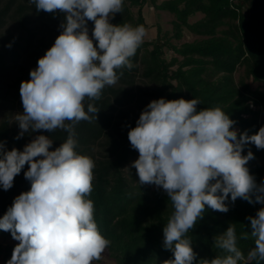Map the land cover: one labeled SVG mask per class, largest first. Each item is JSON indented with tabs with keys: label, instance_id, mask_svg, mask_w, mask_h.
Returning <instances> with one entry per match:
<instances>
[{
	"label": "clouds",
	"instance_id": "obj_1",
	"mask_svg": "<svg viewBox=\"0 0 264 264\" xmlns=\"http://www.w3.org/2000/svg\"><path fill=\"white\" fill-rule=\"evenodd\" d=\"M37 12L64 17L53 45L20 84L22 113H16L15 139L41 130H62L66 140L52 149L53 139L36 135L23 150H7L0 141V188L7 191L27 165L30 189L13 200L0 217V230L18 241L7 264H93L110 246L94 218L95 161L76 151V126L97 120L105 87L114 86L131 70L143 44V25L113 24L124 0H29ZM94 27L89 35L88 22ZM95 41V44H94ZM11 47V44L7 45ZM87 110H85V102ZM199 99L152 100L142 110L128 140L138 158L130 164L138 183L162 189L173 212L163 227V247L174 259L163 264H194L197 253L190 230L206 209L227 213L229 197L264 205V181L259 185L248 167L254 159L244 146L264 149V126L249 135L238 133L236 121L216 106L198 110ZM253 197L255 200L253 201ZM255 247L245 257L237 246L234 224L214 236V246L226 253L199 264H256L264 262V207L248 217ZM240 239H249V233Z\"/></svg>",
	"mask_w": 264,
	"mask_h": 264
},
{
	"label": "trees",
	"instance_id": "obj_2",
	"mask_svg": "<svg viewBox=\"0 0 264 264\" xmlns=\"http://www.w3.org/2000/svg\"><path fill=\"white\" fill-rule=\"evenodd\" d=\"M148 9L156 18L153 24L145 18ZM161 11L174 16L171 32L162 29ZM198 13L203 17L191 22ZM63 19L59 14L37 12L29 0H0V141L6 142L7 150L22 151L40 134L53 139L50 150H55L67 138L58 129L25 133L17 140L19 127L14 122L16 113L23 112L20 84L30 79L38 59L53 45ZM110 22L143 25L146 33L154 26L156 36L146 34L130 58L135 66L120 70L119 81L106 86L101 99L93 102L100 109L97 120L76 126V151L96 164L89 198L94 202L99 231L111 242L106 249L109 256L116 264H163L174 259L163 247V227L174 209L162 189L138 183L136 170L129 166L139 153L131 148L128 131L154 99L195 98L201 102L198 110L221 107L236 121L233 128L238 133L258 132L264 126V0H124L122 13ZM93 27L89 21V35ZM185 30L198 38L175 42ZM254 83L260 85L254 88ZM249 150L254 159L246 166L259 185L264 181V149L247 144L242 154ZM27 167L14 178L11 189L0 188V217L16 196L30 189L24 177ZM227 203V213L206 209L203 219L187 234L197 253L194 264L226 255L214 246L213 238L229 224L235 226L237 246L245 257L255 247L248 217H255L264 205L240 198L232 203L230 197ZM244 232L249 239H240ZM0 235L13 239L7 231L0 230ZM17 243L0 242V262L7 264Z\"/></svg>",
	"mask_w": 264,
	"mask_h": 264
},
{
	"label": "rangeland",
	"instance_id": "obj_3",
	"mask_svg": "<svg viewBox=\"0 0 264 264\" xmlns=\"http://www.w3.org/2000/svg\"><path fill=\"white\" fill-rule=\"evenodd\" d=\"M144 15H145V18H146V20H147V22L149 24H153L155 22L156 18H155L154 13H153V11L151 9L145 10L144 11ZM201 17H203V14L198 13L195 16L191 17L190 21L194 22V21L200 19ZM173 19H174L173 14H171L169 12H165V11H161L160 14H159V17H158V20H159L160 24L162 25V29L165 30V31L168 30L170 32H171V29L173 27V24H172V20ZM147 36L149 38H152V37L156 36V27L153 26L149 30V32L147 33ZM197 38H198V36H196L195 34L189 32L188 30H185L184 33H183L182 39L180 41H177V40L174 39V41L181 43V42H186V41H193V40H195ZM237 76H238V74H237ZM259 85H260L259 83H254L253 87L255 88V87L259 86ZM0 242H5V243H9V244H15V241L13 239L4 238L2 235H0ZM0 264H4V263L0 262ZM93 264H116V262L109 256L108 252L105 251L102 254V258L99 261H94Z\"/></svg>",
	"mask_w": 264,
	"mask_h": 264
}]
</instances>
